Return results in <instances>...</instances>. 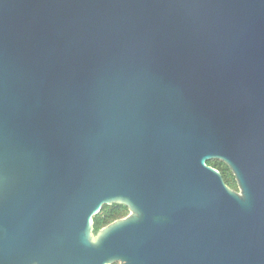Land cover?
Masks as SVG:
<instances>
[{
    "label": "water",
    "instance_id": "95a60500",
    "mask_svg": "<svg viewBox=\"0 0 264 264\" xmlns=\"http://www.w3.org/2000/svg\"><path fill=\"white\" fill-rule=\"evenodd\" d=\"M115 262L264 264V0H0V264Z\"/></svg>",
    "mask_w": 264,
    "mask_h": 264
},
{
    "label": "trees",
    "instance_id": "16d2710c",
    "mask_svg": "<svg viewBox=\"0 0 264 264\" xmlns=\"http://www.w3.org/2000/svg\"><path fill=\"white\" fill-rule=\"evenodd\" d=\"M208 163L219 169L225 179V182L233 189L239 190L236 176L231 167L220 159L209 160ZM130 212L129 207L123 203L105 204L102 211L94 217L95 232L100 228L112 222L116 218L123 217Z\"/></svg>",
    "mask_w": 264,
    "mask_h": 264
},
{
    "label": "flooded vegetation",
    "instance_id": "af4514ba",
    "mask_svg": "<svg viewBox=\"0 0 264 264\" xmlns=\"http://www.w3.org/2000/svg\"><path fill=\"white\" fill-rule=\"evenodd\" d=\"M129 214H130V212H129L127 215L123 216V217L116 218L115 220H113L112 222H110V223H108L107 225L103 226L102 228L107 227L108 225L114 223L115 221H118V220H120V219H124V218H126L127 216H129ZM102 228H100V229H102ZM114 264H119V262H115Z\"/></svg>",
    "mask_w": 264,
    "mask_h": 264
}]
</instances>
